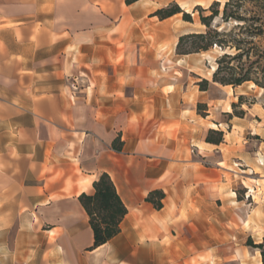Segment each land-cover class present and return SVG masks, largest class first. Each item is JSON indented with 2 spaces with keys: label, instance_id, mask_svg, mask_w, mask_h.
Wrapping results in <instances>:
<instances>
[{
  "label": "crops",
  "instance_id": "0c3cea01",
  "mask_svg": "<svg viewBox=\"0 0 264 264\" xmlns=\"http://www.w3.org/2000/svg\"><path fill=\"white\" fill-rule=\"evenodd\" d=\"M174 1L0 0V264H243L225 246L254 239L264 210L237 195L257 192L243 178L264 145V107L237 117L243 86L201 91L206 53H176L190 23L154 16ZM211 130L223 143H207ZM103 174L128 214L93 250L79 197Z\"/></svg>",
  "mask_w": 264,
  "mask_h": 264
},
{
  "label": "trees",
  "instance_id": "16d2710c",
  "mask_svg": "<svg viewBox=\"0 0 264 264\" xmlns=\"http://www.w3.org/2000/svg\"><path fill=\"white\" fill-rule=\"evenodd\" d=\"M125 1L127 5H131L139 0ZM196 11L199 12L200 24L205 30L181 36L177 44V55L202 54L215 48L222 52L216 60L217 68L212 82L204 79L199 83L201 91H207L211 84L238 88L246 83H253L264 89V0H228L223 5L214 2L207 10L197 6L194 12ZM208 11L210 15L205 16L204 13ZM193 14L185 12L174 2L156 11L154 16L162 21L182 15L184 22L193 24ZM216 20H220L218 26H214ZM222 24L233 26L230 30L221 29ZM244 98L239 97L240 105L244 104ZM237 107L238 105H233V109ZM235 115L243 117L244 112H235ZM206 141L220 145L224 141V134L211 130ZM93 188L94 194H82L79 201L90 218L95 250L121 232L120 226L128 210L109 175H101L94 182ZM164 199L162 191H155L150 193L147 201L160 210ZM246 245L260 251L264 264V239L261 244H255L249 239Z\"/></svg>",
  "mask_w": 264,
  "mask_h": 264
},
{
  "label": "rangeland",
  "instance_id": "374dc122",
  "mask_svg": "<svg viewBox=\"0 0 264 264\" xmlns=\"http://www.w3.org/2000/svg\"><path fill=\"white\" fill-rule=\"evenodd\" d=\"M228 0H176L174 1L175 3L179 4L181 8H184L183 10L187 13L193 14V19L194 23L187 25V30L189 32H201L204 31L205 28L200 24V19H199V12L195 11L197 6H200L203 10H207L214 2H220L222 5L226 3ZM172 2V3H174ZM223 8H221L222 11ZM205 16L210 15V12H205ZM183 21V16L180 17L179 22L176 23V26L179 25ZM220 23V20H216L214 23V26H218ZM233 25H221V29H227L230 30ZM222 52L215 48L214 50L198 56V60L200 64H202L205 68L204 74H209L210 76L212 75L213 77V71L211 67H216V60L221 56ZM217 68V67H216ZM253 83H246L242 85L243 87L238 90V93H246L247 95L244 98V104L240 105L239 104V99H238V109L235 110L236 114L241 113L242 110H247L248 108L252 107L254 104H258L260 106L264 107V89L259 88V87H252ZM229 91L231 92V88H229ZM234 112V113H235ZM213 128H216L213 126ZM259 144V141L256 142L255 144ZM262 150H259L257 145H254L253 149L256 155L258 156V161L257 165L253 166L252 171L248 173L246 176H244L243 180L245 181V185L250 187L251 193H253V188L255 186L257 187V192L255 194V197L250 198L249 191L246 190L244 187V184L240 187L237 188V195L238 199L241 201H244V205L247 206V209H253L254 205L256 204H264V167L261 166L264 165V145L260 146ZM261 180V181H260ZM253 216L255 217L256 221L253 222L254 225L251 227L252 230V236H254V239L252 237L247 238V234L244 233H236L234 236H231L227 238V240H230L232 243H227L225 246V250L227 255L233 254L234 251L240 252L243 250V257L245 260L243 261V264H260V262L256 261L253 257H250V253L252 252V256H255L254 251L247 249L245 250L244 247H246V243L248 242L249 239H252L255 244H261L263 243L264 239V210H255L253 212ZM242 228H249V225H243ZM227 231L233 232L237 231L238 228L234 226L233 224H230L227 227ZM234 234V233H233ZM213 247H217L216 245H211L209 246V250L213 249ZM248 247V246H247ZM253 249V248H251ZM207 259H205V256L200 259V261L203 262H208V264H234L233 262H230L229 260L225 262H221L218 259H213L212 255L209 254L207 255Z\"/></svg>",
  "mask_w": 264,
  "mask_h": 264
},
{
  "label": "bare ground",
  "instance_id": "6f19581e",
  "mask_svg": "<svg viewBox=\"0 0 264 264\" xmlns=\"http://www.w3.org/2000/svg\"><path fill=\"white\" fill-rule=\"evenodd\" d=\"M215 70H216V67H213V68H212V71L215 72ZM251 86H252V87H256L254 84H252Z\"/></svg>",
  "mask_w": 264,
  "mask_h": 264
}]
</instances>
